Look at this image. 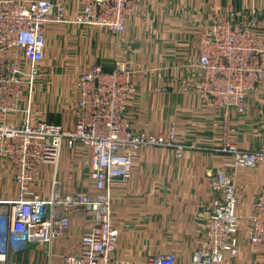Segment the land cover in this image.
Returning a JSON list of instances; mask_svg holds the SVG:
<instances>
[{"label": "crops", "instance_id": "0c3cea01", "mask_svg": "<svg viewBox=\"0 0 264 264\" xmlns=\"http://www.w3.org/2000/svg\"><path fill=\"white\" fill-rule=\"evenodd\" d=\"M52 1L62 4L70 18L84 6L83 0ZM255 11L263 14L258 33L264 38V0H133L126 30L118 35L97 26L50 23L45 32V58L33 85L28 113V94L22 93L19 110L0 115V121H48L72 128L80 76L96 64L110 71L115 59L128 55L139 69H152L147 76H134L136 90L127 107L132 129L166 133L175 127L181 143L195 140L217 146L222 138L221 113L183 89L180 78L189 76L188 70L185 75L175 70H163L161 76L157 75L156 68L170 67L175 57L167 58L166 52L155 55V44L170 46L180 41V46L191 48L187 52L192 56L201 33L210 30L215 22L235 15L236 23L241 25ZM195 57L194 63L198 60ZM190 68L193 72V66ZM245 108L242 114L232 113L229 126L235 131L230 137L242 149H258L264 146V80L249 96ZM88 155L80 145L72 149L64 146L55 163L40 166L30 190L45 198L55 185L70 192L97 194L89 179ZM230 161L229 155L218 152L187 151L178 158L172 149L143 147L136 151L130 179L116 180L110 187L112 221L119 230L115 256L141 263L152 256L174 253L178 257L176 264H192L214 198L211 172ZM0 175L7 176L2 181L0 199L18 200L20 186L14 179L13 164L1 160ZM232 175L237 188V238L241 249L237 257H227L224 264H264V242L253 246L248 240L249 217L264 188V164L238 168ZM92 225L90 218L74 216L68 233L56 238L52 246L57 264H63L65 256L79 253L82 234Z\"/></svg>", "mask_w": 264, "mask_h": 264}, {"label": "built area", "instance_id": "2783aa9c", "mask_svg": "<svg viewBox=\"0 0 264 264\" xmlns=\"http://www.w3.org/2000/svg\"><path fill=\"white\" fill-rule=\"evenodd\" d=\"M83 2V10L70 18L65 7L52 0H0V115L18 111L22 93L28 94V113L50 23L97 26L115 35L126 30L133 0ZM262 18L263 14L255 11L238 25L232 15L201 34L202 49L194 67L200 72L195 83L203 74L195 84L203 99H221L217 105L245 112L249 96L264 80V38L258 33ZM13 51L16 54L11 55ZM134 74L133 67L120 61L110 71L96 64L83 73L72 128L48 121H0V155L15 167V182L20 186L18 200L0 199V264H17L14 258L27 251L30 242L38 243L40 251L43 239L65 236L76 215L90 218L93 225L82 234L79 253L65 256L63 264H176L174 253L152 256L141 263L115 256L119 230L112 221V183L130 179L133 156L140 148L174 149L178 158L187 149L186 144L177 142L174 132L135 133L130 128L126 111ZM234 131L229 126V133ZM77 145L89 152L88 174L97 194L70 192L55 185L45 198L30 190L42 164L55 163L64 146L72 149ZM221 151L231 161L213 173L214 198L192 264H224L227 257L238 256L240 217L232 171L264 164V146L243 150L226 142ZM249 219L248 240L253 246L260 245L264 242V188ZM31 229L42 232L32 234Z\"/></svg>", "mask_w": 264, "mask_h": 264}, {"label": "rangeland", "instance_id": "374dc122", "mask_svg": "<svg viewBox=\"0 0 264 264\" xmlns=\"http://www.w3.org/2000/svg\"><path fill=\"white\" fill-rule=\"evenodd\" d=\"M224 18H227V17H224ZM149 33H150V36H151L152 33L151 32H149ZM201 34L203 35L204 33H201ZM160 37H162V36H160ZM200 37H201V35H200ZM200 37H199V43H198L197 48H194L193 50H191L192 51V56H190V54H188V52H187V50H190L191 48H188L187 46L185 47L183 45L180 46L179 45L180 41L173 42V45H170V46L167 45V44H165L164 46H158L159 44L156 43L155 44L156 45L155 46L156 47L155 48V55H162V54H164L166 52L167 58L168 57H172V58L175 57L174 60L171 59V61L173 60V62L171 64H168V66H170V67H168V68L157 67L156 68V72H157V75L161 76V74L165 72L163 70H169V72L175 70V71H177V73H180V75H185V71L188 70L187 72H189L190 75L180 78V80H181L180 83H181L183 89L190 90V92L194 93L201 100V102L203 104H205L206 106H209L211 109L213 107L216 108L218 110V112H220L221 115H222V138H221L220 143L217 146L216 145H212V144L211 145H208V144L204 145V144H200L199 142H196L195 140H190L189 142L183 143V144L187 145V149H186L185 153L187 151H199V152H206V153L207 152H209V153H212V152L224 153L221 150H223V146H224V144H226V142L227 143L230 142L232 144L237 145V143L235 141H233V139H231L230 133H229V120H230V118L232 116V113L234 111H236V110L232 109V110L229 111L226 106L217 105L216 103H219L221 99H217V98H212V100L206 99V98L203 99L201 97V95L199 94L200 91L198 93V91L196 89V85H197L196 83H199L201 81L202 77H203V74H201V77L195 83V79L200 75L199 74L200 72H198L196 70V67H194L196 62L195 63L193 62L194 61L193 58H196L195 55L199 56V53H200V51L202 49L201 43H200V40H201ZM157 39L158 38L156 37V40ZM156 40L151 39V42L152 41L154 42ZM161 50H163V51H161ZM184 57H187V59L184 58ZM117 61L127 63L131 67H133L134 72H135L134 76L137 74V75H140L141 77H144V75L147 76L148 73L152 71L151 68L143 69V70L139 69L133 63V61L131 60L130 56H128V55H127V57H124V58L115 59L114 66H115V63ZM114 66H113V68H114ZM190 66H193V68H194L193 72H190L191 71ZM205 77H209V78L212 79V82H215V79H213V77L211 75L210 76L207 75ZM133 84H134V77H133ZM33 85H34V83H33ZM135 90H136V86L134 84L133 90L131 91V93H130V95L128 97V100H127V107H128L129 98L135 92ZM32 92H33V90H32ZM27 104H28V101H27ZM126 115H127V111H126ZM130 128L132 129L131 124H130ZM170 132H174L176 137H177V130H176L175 127L170 128V130H168L164 134H168ZM135 133H150V132H135ZM153 134H163V133H153ZM177 142H179V141L177 140ZM179 143H181V142H179ZM0 147H2V145ZM240 149H242V148H240ZM172 150H174V149H172ZM243 150H249V149H243ZM1 160H5V161L10 162L6 157L0 155V161ZM222 169L223 168L214 170V172L222 170ZM214 172L213 171L211 172V177H212V174ZM4 179H7V176L0 175V192L2 190V187L4 186V183H2V181H4ZM3 192H4V194H6L4 189H3ZM30 232L32 234H37V233H41L42 229H31ZM55 240L56 239H54L53 241H50V240H47V239H43L41 241V244H43V246L40 244L41 245V250L40 251H38L37 248H36L38 246V243L30 242L28 250L18 254L17 257L14 258V261L17 264H57V262H55L57 257L55 258L54 252L52 251V246H53ZM54 258H55V260H54ZM53 260H54V262H53ZM64 260H65V257L63 259V263H64Z\"/></svg>", "mask_w": 264, "mask_h": 264}]
</instances>
